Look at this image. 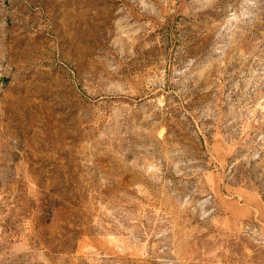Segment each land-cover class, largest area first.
Listing matches in <instances>:
<instances>
[{"label":"rangeland","instance_id":"374dc122","mask_svg":"<svg viewBox=\"0 0 264 264\" xmlns=\"http://www.w3.org/2000/svg\"><path fill=\"white\" fill-rule=\"evenodd\" d=\"M0 264H264V0H0Z\"/></svg>","mask_w":264,"mask_h":264}]
</instances>
